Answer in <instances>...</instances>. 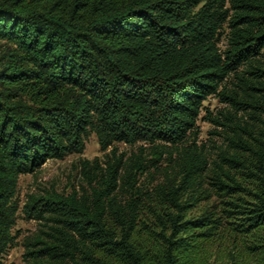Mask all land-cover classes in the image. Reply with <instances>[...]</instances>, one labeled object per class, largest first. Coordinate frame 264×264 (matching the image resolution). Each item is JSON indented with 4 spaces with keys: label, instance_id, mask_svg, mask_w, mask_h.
I'll list each match as a JSON object with an SVG mask.
<instances>
[{
    "label": "trees",
    "instance_id": "trees-1",
    "mask_svg": "<svg viewBox=\"0 0 264 264\" xmlns=\"http://www.w3.org/2000/svg\"><path fill=\"white\" fill-rule=\"evenodd\" d=\"M0 41V258L19 176L93 133L110 149L79 162L87 188L24 202V264H264V0H0ZM210 96L232 109L205 111L227 131L213 154L196 143ZM160 162L143 218L137 176Z\"/></svg>",
    "mask_w": 264,
    "mask_h": 264
},
{
    "label": "rangeland",
    "instance_id": "rangeland-1",
    "mask_svg": "<svg viewBox=\"0 0 264 264\" xmlns=\"http://www.w3.org/2000/svg\"><path fill=\"white\" fill-rule=\"evenodd\" d=\"M228 29L223 25L221 29V36L218 45L221 50L226 46V34ZM4 49V42L0 41V56ZM260 61L264 62V54L260 57ZM243 68H241L242 70ZM229 85V84H228ZM197 121H196V143L203 144L205 150L210 153L217 151L218 147H223L226 142L224 135L227 133L224 127L216 126L205 118L206 109L209 110L212 116H218L223 122H226L220 113L226 112L231 107L218 98L210 96L204 102ZM237 117L247 116L242 112L237 113ZM139 146H146L144 143H136L132 146L124 143H115L116 154L123 155V158L129 157L132 153H138ZM147 148V147H146ZM110 149V148H109ZM101 151L97 143L96 137L91 133L85 140V146L81 153H72L62 159H49L39 169L33 173L22 174L18 178L16 199L18 201L19 209L16 214L15 224L11 231L15 235L14 243L1 256L0 260L4 264H24L22 254L24 252V239L32 235L38 228V222L35 219L27 218L25 213L21 210L24 202L31 194H45L46 191H55L62 194H69L73 190L81 191L87 188L86 181L80 173L79 162L83 159L93 160L98 158L101 162L106 160L105 153L109 151ZM148 148L144 152L145 157L150 158ZM167 166L166 162H160L158 168L150 167L143 175L137 176L136 189L139 190L136 200L140 204L144 213L143 218L148 216L146 208L151 203L149 201V193H152L156 184L164 180V168ZM130 197L128 191L119 189L116 193L118 202L124 203ZM211 202V201H210ZM207 202L202 201L196 207H193L189 214L194 215L201 211Z\"/></svg>",
    "mask_w": 264,
    "mask_h": 264
}]
</instances>
